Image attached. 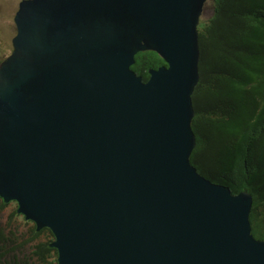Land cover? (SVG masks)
<instances>
[{
    "label": "water",
    "instance_id": "obj_1",
    "mask_svg": "<svg viewBox=\"0 0 264 264\" xmlns=\"http://www.w3.org/2000/svg\"><path fill=\"white\" fill-rule=\"evenodd\" d=\"M207 0H22L0 62V196L57 264H264L253 195L192 162ZM154 51L145 81L131 67Z\"/></svg>",
    "mask_w": 264,
    "mask_h": 264
},
{
    "label": "trees",
    "instance_id": "obj_2",
    "mask_svg": "<svg viewBox=\"0 0 264 264\" xmlns=\"http://www.w3.org/2000/svg\"><path fill=\"white\" fill-rule=\"evenodd\" d=\"M200 23V81L192 96L196 147L192 162L233 194L253 195L252 233L264 240V0H212ZM131 67L145 81L165 65L154 51ZM53 231L0 196V264H57Z\"/></svg>",
    "mask_w": 264,
    "mask_h": 264
},
{
    "label": "rangeland",
    "instance_id": "obj_3",
    "mask_svg": "<svg viewBox=\"0 0 264 264\" xmlns=\"http://www.w3.org/2000/svg\"><path fill=\"white\" fill-rule=\"evenodd\" d=\"M22 0H0V62L10 55L12 39L16 34L15 14ZM213 13L212 0H207L200 23L206 21Z\"/></svg>",
    "mask_w": 264,
    "mask_h": 264
}]
</instances>
